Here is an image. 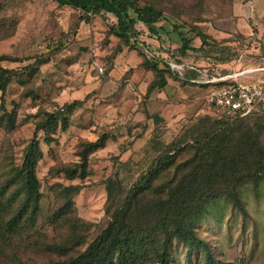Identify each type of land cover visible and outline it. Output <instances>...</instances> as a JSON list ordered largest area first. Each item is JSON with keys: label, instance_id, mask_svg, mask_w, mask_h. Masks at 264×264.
<instances>
[{"label": "rangeland", "instance_id": "rangeland-1", "mask_svg": "<svg viewBox=\"0 0 264 264\" xmlns=\"http://www.w3.org/2000/svg\"><path fill=\"white\" fill-rule=\"evenodd\" d=\"M235 1L176 3L193 15H202L204 29L223 41L232 36L218 32V28H236L231 24ZM238 1L243 6L251 2L240 29L246 32L256 28L257 40L252 44L243 37L236 52L239 61L226 68L233 72L258 67L254 55L264 53V36L260 38L264 0ZM81 17L78 11L52 0H0V56L11 59L1 62V66L17 74L7 88L3 107L0 93V190L15 168L21 167L34 138L42 150L36 165L41 192L36 215L32 219L24 217L15 228L8 227L20 199L15 196L17 184L4 190L0 264H54L77 257L110 221L107 208L112 200H108V189L113 199L121 187L129 190L142 169L157 156L158 147L170 144L199 119L208 116L214 120L218 116L206 102L209 86L202 83L178 86L171 80L172 90H157L146 98L143 79L138 74L133 76L139 71V58L110 34L112 16L100 15L88 23ZM184 22H191L186 14L180 18L171 16L162 23L157 38L144 35L141 39L151 54L161 56L165 52L171 63L184 64L182 73L188 77L185 73L194 64L193 56L176 58L181 38L174 24ZM185 30L182 26L181 31ZM234 50L223 51L225 56H232ZM41 59L47 62L38 65ZM211 59L195 62L199 65L196 68L210 75L216 69L218 73L227 71ZM112 65V78L107 80L106 73ZM258 79H264V72L240 80ZM75 101L81 104L69 115L68 129L59 125L51 134L52 141L46 142V134L39 126L47 114L60 111L64 115L66 106ZM103 133L109 138L104 148L89 156L87 176L71 179L67 170L81 162L83 144L96 142ZM259 142L264 145V132ZM187 157L184 154L181 159ZM166 174L153 186L162 184L173 172ZM253 186L248 183L241 189L247 216L220 198L206 202L201 214L193 218L198 238L211 248L220 264H264V178L257 189ZM172 256L173 264H205L206 257L203 247H192L180 240L173 241Z\"/></svg>", "mask_w": 264, "mask_h": 264}, {"label": "trees", "instance_id": "trees-1", "mask_svg": "<svg viewBox=\"0 0 264 264\" xmlns=\"http://www.w3.org/2000/svg\"><path fill=\"white\" fill-rule=\"evenodd\" d=\"M61 7H68L81 13L83 22L91 18L108 14L114 19L110 34L119 39L120 44L130 52H135L140 59L139 71L151 74L147 92L149 98L155 91H164L173 80L179 86L192 84L181 79L171 70L168 53L161 56L151 54L150 47L141 36H159L162 23L171 16L180 18L186 14L191 22L182 25L174 24V29L181 38V46L176 58H192L195 67L205 59L212 58L214 65L231 68L239 61L238 52L242 40H257V31L253 35L241 32L231 33L232 38L220 41L209 30L204 29L201 16L193 15L183 7H178L176 0H52ZM237 21L234 15L231 16ZM186 27L185 32L181 31ZM260 39V38H258ZM199 42V43H198ZM249 43V44H251ZM235 49L232 56H225L223 50ZM120 49V48H119ZM118 49V52H119ZM219 50V51H218ZM200 55L202 57L198 58ZM253 56V55H252ZM11 60L8 56H0V93L3 100L9 84L17 74L13 69L1 66V62ZM253 60L259 63L257 68L264 67V53ZM46 60L39 61L42 65ZM113 64V63H112ZM261 64V65H260ZM113 65L106 73L109 76ZM218 73L213 76H225L233 71ZM238 72V71H237ZM81 102L75 101L66 106V113L60 111L47 114L45 122L39 126L46 134L45 141L51 142V134L60 125L67 130L70 125V114ZM217 116V115H216ZM9 116V120H11ZM264 132V103L250 115L237 119H225L217 116L199 119L191 128H187L168 145L157 148V156L153 158L139 175L133 186L126 190L121 187L112 198L108 189V200H112L107 208L110 221L105 229L77 257L66 262L54 264H173L172 247L174 240H180L189 246L203 247L205 264H220L211 248L193 229V218L201 214L206 202L220 198L230 201L239 211L247 216L241 197V189L253 183L257 189L264 178V145L259 138ZM37 134V133H36ZM35 134V135H36ZM109 136L103 133L96 142H86L80 152L81 162L67 170L71 179L87 176L89 156L102 149ZM188 154L185 160L181 157ZM42 158V150L36 138L30 143L21 167L5 181L0 190V217L3 209L4 190L17 184L16 197L20 205L8 222V227L15 228L22 219H32L39 209L41 198L40 183L36 175V165ZM159 186H153L157 179L166 178ZM1 230V227H0Z\"/></svg>", "mask_w": 264, "mask_h": 264}, {"label": "built area", "instance_id": "built-area-1", "mask_svg": "<svg viewBox=\"0 0 264 264\" xmlns=\"http://www.w3.org/2000/svg\"><path fill=\"white\" fill-rule=\"evenodd\" d=\"M170 66L180 73L185 69L181 64L170 63ZM189 71L199 73L203 79L198 82L209 86L206 102L219 117L231 120L246 117L264 100V79L240 80L250 74L264 72V67L246 69L225 76H213L193 66L189 67Z\"/></svg>", "mask_w": 264, "mask_h": 264}, {"label": "crops", "instance_id": "crops-1", "mask_svg": "<svg viewBox=\"0 0 264 264\" xmlns=\"http://www.w3.org/2000/svg\"><path fill=\"white\" fill-rule=\"evenodd\" d=\"M251 2H248L246 5L248 6V4H250ZM247 6H243V5H241V3H240V1H238V0H236L235 1V5H234V16L236 17V19H237V21L236 22H234L233 21V19H231V24H234V26H236V28L233 30V28L231 27L230 29H228V30H224V29H221V28H218V29H220V31H218V32H226V33H228V34H230V36H231V33L232 32H241V33H243V34H246V35H252V33H253V30L254 29H252V27H251V31H248V30H245L246 32H243L241 29H240V27H241V23L245 20V18H246V16L248 15V12H250L249 11V7L247 8ZM252 12V14H253V16H255V12H253V11H251ZM250 16V15H249ZM249 18V17H248ZM233 26V25H232ZM255 30H257L256 28H255ZM209 32L211 33V34H213L210 30H209ZM214 36H215V38H217V39H219V36H217V35H215L214 34ZM264 36V27H263V31L261 32V36H260V38L261 37H263ZM139 58V57H138ZM190 59V58H189ZM139 63H140V59H139ZM139 63H138V65H139ZM181 65H184V64H182L181 63ZM185 66V65H184ZM191 66H193V67H195L194 65H191ZM190 67V66H189ZM185 70V69H184ZM138 73H135V74H133V76L134 75H140L141 76V78L143 79L142 81H143V84L145 85V91H143V92H145V94H146V92H147V87H148V83H149V80L151 79V74L150 73H145L144 71H142V70H140V71H137ZM112 74L113 73H111L110 72V74H109V76L112 78ZM177 74V73H176ZM179 75V77L181 78V79H183V80H186V81H188V82H190V83H192V84H200L199 82H198V80H199V78L201 77H198L197 75H196V73H194V72H191V71H189V73H185V74H188L189 76L188 77H184L183 75H184V73H178ZM171 84V80L169 81V85H168V87H167V91L169 90H172V85H170ZM176 84H178L177 82H176ZM179 86V85H178ZM166 90H164V91H166ZM144 94V95H145Z\"/></svg>", "mask_w": 264, "mask_h": 264}]
</instances>
